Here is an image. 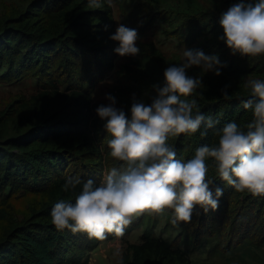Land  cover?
Masks as SVG:
<instances>
[{
    "label": "trees",
    "instance_id": "1",
    "mask_svg": "<svg viewBox=\"0 0 264 264\" xmlns=\"http://www.w3.org/2000/svg\"><path fill=\"white\" fill-rule=\"evenodd\" d=\"M224 1L226 8L182 18L176 30L181 35L199 23V35L210 41L206 43L207 53L218 55L226 65L219 76L186 70L202 82L190 99L195 98L205 117L218 123L203 137L197 132L170 138L168 143L175 148L177 158L190 159L196 148L216 144L215 129L235 121L246 130L253 119L252 111L241 103L250 96L243 83L247 73L264 80V55L248 56L247 63L242 64L219 39L223 36L221 14L239 2ZM118 2L122 24L132 28L145 29L158 16L177 19L166 10L158 15L159 10L145 0ZM86 3L87 0H29L23 8L0 18V80L35 77L39 85L37 90L22 93L0 108V203L20 191L34 194L20 219L0 206V264H89V250L99 241L89 239L85 233L58 231L52 224L51 209L60 200L74 202L82 190L78 185L74 192L65 191L67 178L92 179L98 185L106 170L124 167L123 162L108 155L104 121L96 113L98 106L106 104L94 97L97 83L114 69L118 56L114 52L118 42L109 39L118 27L114 6L109 8L101 0L102 7L92 10ZM138 48L139 55L133 57L132 63L124 62L118 69L129 73L132 81H121L109 92L117 108L129 117L133 97L150 104L153 98L146 91L154 90V84L162 86L164 70L181 63L167 56L153 40L140 41ZM224 92L229 99L223 98ZM200 131H205L203 126ZM207 163L213 192L215 187L223 189L218 208L205 214L197 206L190 223L178 224L185 233L173 239L156 231L162 216L167 225L172 224L171 210L137 216L133 226L146 220L142 239L130 242L116 264H195L182 245L188 237H193L196 246L212 243L214 251L244 246L250 251L264 244V196L236 192L219 178L210 159ZM248 256L254 258L252 254Z\"/></svg>",
    "mask_w": 264,
    "mask_h": 264
},
{
    "label": "clouds",
    "instance_id": "2",
    "mask_svg": "<svg viewBox=\"0 0 264 264\" xmlns=\"http://www.w3.org/2000/svg\"><path fill=\"white\" fill-rule=\"evenodd\" d=\"M109 8L113 0H104ZM88 9H100L101 0H87ZM223 40L233 55H264V0H239L224 11L219 20ZM109 39L118 42L114 52L121 57L136 56L140 49L135 29L120 24ZM193 66L202 72L221 75L218 55H205L198 49H184L182 62L168 66L163 73V85L154 84L156 95L150 104L136 100L130 117L116 107V99L106 95L107 105L96 108L104 121L108 155L124 167L106 170L97 185L92 179L82 181L69 177L65 191L82 190L74 202L60 200L51 209L52 224L58 231L85 233L89 239L104 241L108 236L120 238L133 217L148 213L160 215L171 210V223H190L197 206L205 214L218 208L223 189L210 187L207 178L210 159L219 178L236 192H248L253 197L264 196V80L247 79L243 83L250 90L244 109L252 111L253 119L246 130L235 121L215 129L218 142L204 144L190 159L177 158L170 138L181 134L206 136L218 121L205 117L198 101L190 99L201 88L200 78L187 74ZM199 95H201L199 93ZM224 99H229L227 92ZM195 110V111H194ZM205 131H200L201 128ZM119 254V249H117Z\"/></svg>",
    "mask_w": 264,
    "mask_h": 264
},
{
    "label": "rangeland",
    "instance_id": "3",
    "mask_svg": "<svg viewBox=\"0 0 264 264\" xmlns=\"http://www.w3.org/2000/svg\"><path fill=\"white\" fill-rule=\"evenodd\" d=\"M29 0H0V18H4L7 15L13 13L17 9L23 8ZM148 2L153 9L159 10L158 15L161 11L166 10L176 16V20L170 21L163 16L156 17L152 24L145 28L140 29L135 26L134 28L124 25L128 28L135 29L138 32L139 39L136 42V46L140 41L153 40L158 46H160L167 56L182 62V53L184 49H198L204 52L205 55H209L208 44L210 41L204 35H199V29L197 26L192 29L185 30V33L178 35L176 31L180 27V21L182 18L196 17L204 11H218L219 7H227L224 0H145ZM114 11L117 26L122 24V10L120 8L118 0H113ZM160 12V13H159ZM143 25V24H142ZM205 48V49H204ZM206 50V51H205ZM137 54L136 56H138ZM233 55V54H232ZM136 56H117L115 59L114 69L105 76L104 79L100 80L94 90V97L98 101H103L107 105L109 101L105 99L106 95L109 94L110 89L115 84L125 81L131 82L132 78L125 71L121 72L118 69L124 62H131L133 57ZM235 56L242 64L247 63V56ZM193 72H202V69L196 66L190 68ZM212 72V71H209ZM247 79H260L259 75L254 73H247ZM39 87L35 77H26L23 79L13 81L0 80V108L6 106L11 100L18 97L20 94H29ZM152 98L156 95L155 90L146 91ZM118 104L116 103V107ZM34 198V194L20 191L17 194L9 197L6 202L0 203V206H5L10 213L17 219H20L26 213L30 201ZM137 216L133 217L132 222ZM131 222V223H132ZM146 220L142 221L139 225L133 226L131 223L125 229V233L122 237L117 238L114 235H109L104 241H99L98 244L89 250V264H116L123 253L128 248V244L132 241H140L142 239V232L146 225ZM2 220H0L1 226ZM169 224V223H168ZM156 231L158 234L173 239L179 235H183L185 231L180 225H167V219L165 216L159 220L156 225ZM195 264H252L250 262H264V244L255 246L252 249L247 250L248 246H244L241 249H235L233 251H214L212 243L205 242L201 246H196L193 237L186 238L182 242ZM214 247V246H213ZM215 248V247H214ZM119 249V254H117ZM252 254L254 258L248 256ZM258 257V261L254 260ZM127 264H130L127 261ZM264 264V263H261Z\"/></svg>",
    "mask_w": 264,
    "mask_h": 264
}]
</instances>
